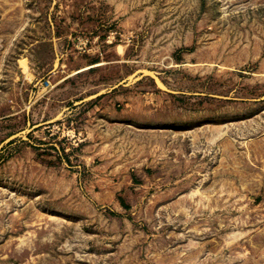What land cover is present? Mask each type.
<instances>
[{"label":"rangeland","instance_id":"374dc122","mask_svg":"<svg viewBox=\"0 0 264 264\" xmlns=\"http://www.w3.org/2000/svg\"><path fill=\"white\" fill-rule=\"evenodd\" d=\"M0 264H264V0H0Z\"/></svg>","mask_w":264,"mask_h":264}]
</instances>
